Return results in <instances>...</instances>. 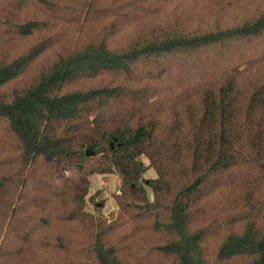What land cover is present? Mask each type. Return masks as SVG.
I'll list each match as a JSON object with an SVG mask.
<instances>
[{
    "label": "trees",
    "instance_id": "1",
    "mask_svg": "<svg viewBox=\"0 0 264 264\" xmlns=\"http://www.w3.org/2000/svg\"><path fill=\"white\" fill-rule=\"evenodd\" d=\"M257 1L0 0V264H264L235 175L264 182ZM110 173L107 218L86 202Z\"/></svg>",
    "mask_w": 264,
    "mask_h": 264
},
{
    "label": "rangeland",
    "instance_id": "2",
    "mask_svg": "<svg viewBox=\"0 0 264 264\" xmlns=\"http://www.w3.org/2000/svg\"><path fill=\"white\" fill-rule=\"evenodd\" d=\"M183 0H179V5L180 3L185 7V4L182 2ZM238 3L237 7L239 8L240 5H242V8L244 11H247L245 9H248L247 7H253L257 3H259L257 0H236ZM169 11H170V6H169ZM234 17L232 16L229 19H233ZM228 19V20H229ZM16 48H19V44H9L6 45V47L0 46V54L2 56L9 55V51H13ZM43 64L42 63H33L26 76L25 80H29L30 78L34 77V75L42 68ZM264 76V74H263ZM146 163V160H144ZM244 166H241V168H238V171L236 172L235 175L238 176V181H237V187L240 189L242 186L245 191L244 193H250V202L252 204H255L256 206H261L264 205V182L260 177V174L256 170V167H253L251 164L247 169H244ZM244 169V170H243ZM155 173L151 168H148L144 176L145 177H152L154 176ZM89 188H88V194H93L94 197L86 202V210L92 214H101V216H105L107 218H111L112 216H116L117 214V207L115 205V202L113 200V193L118 192V183H119V178L115 173H110V174H94L89 176ZM87 194V196H88ZM86 196V197H87ZM242 194H238L236 198H233L232 204L229 206L228 209H226V212L234 214L236 213L237 208L239 209V205L241 207V200ZM239 199H241L239 201ZM93 208V206H95ZM222 206L223 202L221 201L220 198L211 200L208 203V208L210 207H217V206ZM244 205V204H242ZM246 206V203H245ZM245 209V207H244Z\"/></svg>",
    "mask_w": 264,
    "mask_h": 264
},
{
    "label": "water",
    "instance_id": "3",
    "mask_svg": "<svg viewBox=\"0 0 264 264\" xmlns=\"http://www.w3.org/2000/svg\"><path fill=\"white\" fill-rule=\"evenodd\" d=\"M86 153H88V150H86Z\"/></svg>",
    "mask_w": 264,
    "mask_h": 264
}]
</instances>
